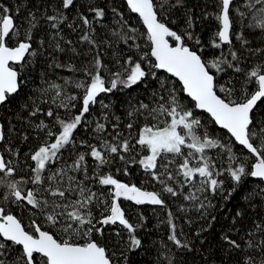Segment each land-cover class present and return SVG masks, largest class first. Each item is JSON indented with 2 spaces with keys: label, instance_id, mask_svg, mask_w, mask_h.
<instances>
[{
  "label": "snow or ice",
  "instance_id": "obj_1",
  "mask_svg": "<svg viewBox=\"0 0 264 264\" xmlns=\"http://www.w3.org/2000/svg\"><path fill=\"white\" fill-rule=\"evenodd\" d=\"M125 3L144 31L98 0L42 3L22 31L21 6L0 3V111L21 96L47 49L49 71L82 74L57 82L39 73L14 114L31 131L0 122V264H134L148 221L125 202L167 209L176 251L164 244L157 264H186L180 254L209 235L226 255L243 253L240 264H264V215L241 223L257 200L264 204V47L248 39L264 38V0H243L244 10L237 0H207L199 14L187 0ZM200 21L217 25L206 40ZM43 27L48 38L35 39ZM65 28L95 53L80 67L59 59L79 55ZM136 88L145 99L126 91ZM116 93L129 97L121 115ZM15 140L35 143L22 152ZM249 178L259 184L241 197ZM240 198L244 206L233 203ZM174 200L177 211L195 213L187 225L200 222L191 236L169 208Z\"/></svg>",
  "mask_w": 264,
  "mask_h": 264
},
{
  "label": "trees",
  "instance_id": "obj_2",
  "mask_svg": "<svg viewBox=\"0 0 264 264\" xmlns=\"http://www.w3.org/2000/svg\"><path fill=\"white\" fill-rule=\"evenodd\" d=\"M84 0H79V3H83ZM98 2L102 6H106L108 9H110L112 6L118 5L121 9V11L125 12L126 16L129 17V23L140 28L141 31H144L142 24L140 23L138 17L135 14H132L128 11L126 7V3L123 0H98ZM189 5L196 6L199 5L200 7H196L195 11L197 14L200 13L201 7L204 5V3L207 2V0H187ZM0 3H4L5 6L15 9L17 5L21 6V11L18 17H16L17 21L22 25V31L24 28L27 27V24L25 23L27 13L29 10L35 11L37 8L41 7L42 3H48L51 5H55V0H0ZM238 5L241 7V10L243 9V0H237ZM26 5V7H25ZM82 10V9H77ZM209 11H212L211 8H209ZM75 13L70 11L69 15L72 16ZM178 22L179 17L177 16ZM114 18L112 17L111 13L109 12L108 17L106 18V23H109L110 25L113 24ZM216 22L215 21H200L198 24L197 31L202 34V38L206 40L209 32L214 30L216 28ZM236 30L239 32L241 30V26L238 24L236 26ZM97 33L100 38L105 37V33L100 26H97ZM49 34V29L47 27L41 28L38 32L35 33V39L44 38L47 39ZM64 35L65 39H71L73 41L74 46L77 49V52L79 55L73 54V53H67V54H59V59L65 63H71L75 64L77 67H80L81 65H84L88 62V60L91 58L92 55L95 53L90 51V47L83 42H78L79 38V32L72 31L68 28L64 29ZM248 39L252 41V47H264V44L261 43L262 37L256 36V35H249ZM237 46L239 47V42H237ZM67 47V46H66ZM120 47H124L123 45H120ZM101 51H105L104 49H101ZM112 49H107V54L104 56V59L106 61L110 60ZM51 49H47L46 53L43 57H39L36 61L35 68L31 71V74L29 75V80L26 88L21 93V96L17 99L16 102H14L12 105L9 106L7 110L0 111V120L1 122L7 123V120H11L13 124L16 125V129L18 132L23 131H31L30 129H27L26 125L23 124L22 121H19L15 118V112L17 110V107L19 104L23 103L24 95L26 93H30L34 86H38L41 83V80L39 78L40 72L47 73V78L51 80H57V82H62V80H59L58 78H69L72 77L73 79L76 76H82L81 73H76L75 76L73 73L65 70V69H55L54 71H49L47 68L48 63L51 62ZM259 56L251 57L249 59V64L255 63L259 61ZM71 90V89H70ZM131 92V96L139 99H145L146 93L139 88L133 89V90H126ZM129 97L125 93H116L114 94L111 99L115 101L116 103V114L121 115L124 111V102ZM107 102V101H106ZM147 102V101H145ZM186 103H190V101L185 98ZM7 117V120L4 118ZM202 119H208L206 116H202ZM209 130L215 129V133L217 136L221 135V132L218 128H215L214 125L209 122ZM20 148L21 151H26L29 147L34 146L35 141L32 145L29 144H21L19 140L14 141ZM214 154V153H210ZM133 180L135 181V177H133ZM259 184V181L249 178L245 185L243 186L241 190V197L243 195H246L249 190L257 188V185ZM261 187H264V185H260ZM0 191H3V189H0ZM233 203L240 204L241 206H244L246 204V201H244L242 198L237 199ZM256 207L254 209H248L247 214L244 218V220L241 222L244 227H251L253 219H259L261 215H264V204L259 203L257 200ZM180 204L179 200L170 201L169 208L173 211L175 214V217L177 218V224L178 227H182L185 233H188L190 236L193 234V230L197 229L199 227V223H193L191 226L186 224V219L189 216L194 217L195 213H188L184 214L179 211H177L178 206ZM125 206L127 208H130L133 212V215H135L136 212H143L144 216L147 217V233L144 231H141L139 235H141L145 241L146 250H141L132 257V260L134 261V264H157V257L160 252L165 251L163 245L167 244L169 248H172V250L175 252L176 249L173 247L170 241L167 240V236L169 234L168 232V225L166 223L167 221V209L162 208H155L153 211L152 207L143 206L140 208H137L136 206L125 202ZM231 207V205H229ZM161 221H165L164 223H161ZM224 221L221 220L220 224L214 225V232L219 233L221 229V224H223ZM244 235L243 228L241 229V232L239 233V236ZM220 242L218 239H214L213 236L209 235L207 239L205 240L204 245H199L197 243V247L192 252H184L181 255V259L183 261H186V264H240L242 260L243 253L240 254H232L231 256H228L225 254L223 249L219 247Z\"/></svg>",
  "mask_w": 264,
  "mask_h": 264
},
{
  "label": "water",
  "instance_id": "obj_3",
  "mask_svg": "<svg viewBox=\"0 0 264 264\" xmlns=\"http://www.w3.org/2000/svg\"><path fill=\"white\" fill-rule=\"evenodd\" d=\"M124 2H125V0H123ZM0 122H1V120H0ZM127 203H129V202H127ZM147 207H151V206H147Z\"/></svg>",
  "mask_w": 264,
  "mask_h": 264
}]
</instances>
